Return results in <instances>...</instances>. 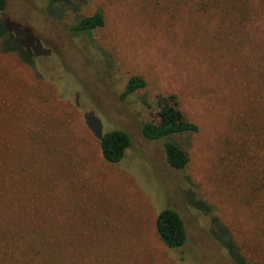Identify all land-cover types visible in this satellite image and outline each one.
Returning a JSON list of instances; mask_svg holds the SVG:
<instances>
[{
	"label": "rangeland",
	"instance_id": "1",
	"mask_svg": "<svg viewBox=\"0 0 264 264\" xmlns=\"http://www.w3.org/2000/svg\"><path fill=\"white\" fill-rule=\"evenodd\" d=\"M69 1L6 0L0 13V211L50 228L69 243V264H264V237H254L237 179L221 170L254 119L248 67L264 54V23L255 18L240 39L248 46L224 56L200 15L171 20L153 0ZM95 11L101 29L67 31ZM136 75L146 87L121 99ZM159 93H175L197 126L174 137L189 159L182 171L140 132L156 118ZM116 130L131 144L109 165L98 141ZM198 204L214 209L238 254L212 237L219 228ZM164 209L185 223L179 249L156 235Z\"/></svg>",
	"mask_w": 264,
	"mask_h": 264
},
{
	"label": "trees",
	"instance_id": "2",
	"mask_svg": "<svg viewBox=\"0 0 264 264\" xmlns=\"http://www.w3.org/2000/svg\"><path fill=\"white\" fill-rule=\"evenodd\" d=\"M153 1V9L169 13L171 20L182 19L188 14L206 18L209 30L207 35L210 38L208 42L214 44L213 51L224 56H239L248 46L240 44V39L245 27L255 18L258 17L264 23V0H259L258 5L256 0H165L163 5L161 0ZM47 3L50 7L71 5L69 0H47ZM5 7L6 0H0V13ZM104 24L103 13L95 11L89 16L81 17L67 31L71 35H87L101 29ZM249 42L250 38L247 39V44ZM217 43L219 46L224 44V47L219 48ZM248 70L251 76V100L253 103L256 100L254 119L247 126H241L244 137L239 146L231 145L233 149H227L225 156L230 155V161L223 164L221 170L234 184L235 178L237 179V185L242 191L241 204L254 224V229L251 227L254 237H264V54L260 62L249 65ZM145 87L146 81L141 76H132L125 85L121 99ZM179 106L175 93L156 94V118L147 120L140 126L143 138L161 142L167 166L176 171L184 170L189 159L187 153L174 141V137L197 131V126L185 118ZM130 144V136L121 130L107 132L98 141L101 156L109 165L119 163ZM226 144L227 141L225 146ZM198 205L205 215L210 216L213 223L211 225L219 228L217 231H210L212 237L221 242L222 246L226 241L225 244L238 254L241 247L229 237L226 229L216 224L217 219L212 216L214 209L208 205ZM155 232L167 251L179 249L187 241L185 223L175 209H164L158 213ZM60 240L48 227L28 223L17 214L7 216L0 211V264H69V243Z\"/></svg>",
	"mask_w": 264,
	"mask_h": 264
}]
</instances>
